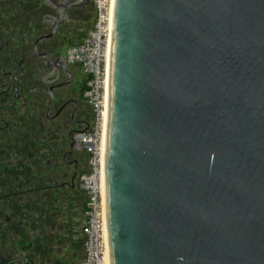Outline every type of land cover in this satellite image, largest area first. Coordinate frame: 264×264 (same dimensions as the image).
<instances>
[{
  "label": "water",
  "instance_id": "95a60500",
  "mask_svg": "<svg viewBox=\"0 0 264 264\" xmlns=\"http://www.w3.org/2000/svg\"><path fill=\"white\" fill-rule=\"evenodd\" d=\"M104 188L109 264H264V0H113Z\"/></svg>",
  "mask_w": 264,
  "mask_h": 264
},
{
  "label": "flooded vegetation",
  "instance_id": "af4514ba",
  "mask_svg": "<svg viewBox=\"0 0 264 264\" xmlns=\"http://www.w3.org/2000/svg\"><path fill=\"white\" fill-rule=\"evenodd\" d=\"M0 0V262L84 255L94 119L86 75L67 57L94 20L92 2Z\"/></svg>",
  "mask_w": 264,
  "mask_h": 264
},
{
  "label": "built area",
  "instance_id": "2783aa9c",
  "mask_svg": "<svg viewBox=\"0 0 264 264\" xmlns=\"http://www.w3.org/2000/svg\"><path fill=\"white\" fill-rule=\"evenodd\" d=\"M94 20L83 40L69 48L67 57L80 63L86 75L85 98L92 108L91 127L78 134L89 154V169L79 185L87 195L84 255L79 264H109L105 213L104 148L107 120L108 72L113 0H92ZM27 264H36L26 259Z\"/></svg>",
  "mask_w": 264,
  "mask_h": 264
},
{
  "label": "crops",
  "instance_id": "0c3cea01",
  "mask_svg": "<svg viewBox=\"0 0 264 264\" xmlns=\"http://www.w3.org/2000/svg\"><path fill=\"white\" fill-rule=\"evenodd\" d=\"M77 257L79 260H77ZM82 258V254L76 255V253H73V250L70 249L67 252L64 251L63 255L60 258L56 256L52 258H40L37 256L32 257L28 254H20L17 257H13L11 261H6L3 264H27L25 261L26 259L33 260L36 262V264H79Z\"/></svg>",
  "mask_w": 264,
  "mask_h": 264
},
{
  "label": "rangeland",
  "instance_id": "374dc122",
  "mask_svg": "<svg viewBox=\"0 0 264 264\" xmlns=\"http://www.w3.org/2000/svg\"><path fill=\"white\" fill-rule=\"evenodd\" d=\"M77 260H79L78 257H77ZM59 264H60V263H59Z\"/></svg>",
  "mask_w": 264,
  "mask_h": 264
},
{
  "label": "trees",
  "instance_id": "16d2710c",
  "mask_svg": "<svg viewBox=\"0 0 264 264\" xmlns=\"http://www.w3.org/2000/svg\"><path fill=\"white\" fill-rule=\"evenodd\" d=\"M0 264H3V263H0Z\"/></svg>",
  "mask_w": 264,
  "mask_h": 264
}]
</instances>
